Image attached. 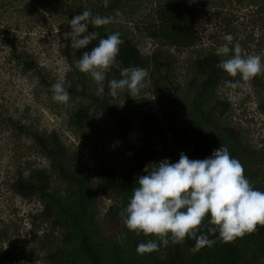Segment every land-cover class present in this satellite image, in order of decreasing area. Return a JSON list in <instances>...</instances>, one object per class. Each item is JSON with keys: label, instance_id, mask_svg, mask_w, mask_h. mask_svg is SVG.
I'll return each mask as SVG.
<instances>
[{"label": "trees", "instance_id": "16d2710c", "mask_svg": "<svg viewBox=\"0 0 264 264\" xmlns=\"http://www.w3.org/2000/svg\"><path fill=\"white\" fill-rule=\"evenodd\" d=\"M231 1L254 5L256 0ZM221 3L226 1L105 0L88 9L78 0L48 1L50 8H61L71 19L85 10L93 15L114 17V22L109 25L89 26V31L98 32L99 36L87 47H65L63 54L67 60H72L62 79L70 94V101L65 104L68 109L65 123L69 130L83 131L94 129L97 115L105 116L113 126L112 131L127 164L124 170H77L71 165L67 148L54 132L29 135L34 151L44 159L46 166L28 169L25 175H18L12 185L18 195L39 203L35 219L46 229L47 264H264V227L258 226L254 233L246 234L234 243H224L219 240L218 233L207 231L210 225L206 218L201 231L216 241L212 247L193 252L195 240L172 244L169 239L166 243L157 241L158 251L140 254L136 251L137 245L153 237L130 232L120 215L147 165L165 159L176 163L181 153L190 160H202L220 146H226L230 155L241 162L254 188L264 191V140L252 145L227 120L229 107L219 99L218 88L225 85V81L239 80V77L230 78L218 67L221 60L215 54L218 46H209L191 59L181 83H175L173 79L178 60L165 51L170 48L182 52L193 47L197 40L194 28L197 4L216 8ZM117 10L122 16H115ZM146 11L148 13L144 14ZM139 15L141 18L147 16L145 24L139 25L145 31V37L156 45L147 54L139 52L130 29H127L129 24L132 29L135 27L132 21ZM115 32L120 33L123 41L116 58L120 68L139 67L149 73L146 86L136 97L129 96L127 90L116 97L109 94L108 81L120 78V68L114 67L106 74L104 93L97 95L98 85L76 67V61L84 52H90L100 38ZM52 85L47 84V93L53 96ZM251 88L264 99V75L254 78ZM143 93H148L159 104L169 142L178 148L174 154L162 156L148 147L146 131L156 130V120L151 117V122L141 111ZM260 104L264 109L261 100ZM144 120L152 125L147 127ZM99 199L108 202L102 216ZM99 216L118 223L117 237L110 229V233L103 230ZM14 261L10 252L0 251V264H14Z\"/></svg>", "mask_w": 264, "mask_h": 264}, {"label": "rangeland", "instance_id": "374dc122", "mask_svg": "<svg viewBox=\"0 0 264 264\" xmlns=\"http://www.w3.org/2000/svg\"><path fill=\"white\" fill-rule=\"evenodd\" d=\"M48 1L0 0V251L10 252L14 264H47L46 229L35 219L39 203L18 195L12 185L28 169L46 166L34 151L30 134L54 132L77 170H124L127 164L113 126L105 116H96L94 129L69 130L65 123L67 105L54 101L47 93V84L62 81L68 71L72 60H67L63 53L66 46L75 48L76 39L70 28L71 18L61 8H50ZM78 1L89 9L105 0ZM225 1L216 8L197 4V40L193 47L182 52L165 49L178 60L174 67L175 83L182 82L191 59L209 46L224 44L226 34L234 37L233 44L240 43L243 54H259L264 62V0H256L254 5ZM134 18L131 21L135 27H127L130 36L141 54L150 53L156 45L145 37L139 25L145 24L147 16ZM218 95L228 104V122L252 145L262 142L264 109L260 108V100L264 105V99L260 93L251 87L233 90L221 85ZM142 97L141 111L151 122V117L156 120V130L146 131L148 147L162 156L174 154L178 148L169 142L159 104L148 93ZM143 122L147 127L152 125ZM106 205L107 201L98 200L100 216ZM100 216L103 230L110 233V229L117 237L118 223Z\"/></svg>", "mask_w": 264, "mask_h": 264}, {"label": "clouds", "instance_id": "9594fccd", "mask_svg": "<svg viewBox=\"0 0 264 264\" xmlns=\"http://www.w3.org/2000/svg\"><path fill=\"white\" fill-rule=\"evenodd\" d=\"M115 16H122L119 10ZM114 22V17L93 15L85 10L70 20L71 31L76 37L74 47L85 48L99 36L89 31V26L100 28ZM225 43L216 48L221 57L218 67L230 78L225 87L239 89L251 87L254 78L264 75V62L259 54H243L239 42L233 44L231 34L224 36ZM120 33L100 38L98 45L86 51L76 61L77 69L87 74L98 85L97 95L105 90L106 74L117 63ZM149 73L139 67L120 68V78L108 81V92L116 97L127 90L129 96L139 95L146 86ZM53 100L67 104L70 94L62 81L52 85ZM127 206L121 211L125 227L135 235L153 237L137 245L140 254L159 250L157 241L182 244L186 239L195 240L191 251L212 247L216 241L208 238L201 229L208 218L209 233H218L219 240L234 243L258 226L264 227V191L254 188L245 175L244 166L233 158L226 146H220L210 157L190 160L181 153L178 162L165 159L147 165L137 180Z\"/></svg>", "mask_w": 264, "mask_h": 264}]
</instances>
